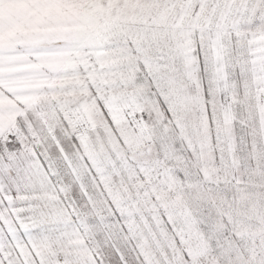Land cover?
Listing matches in <instances>:
<instances>
[{
	"label": "snow or ice",
	"instance_id": "obj_1",
	"mask_svg": "<svg viewBox=\"0 0 264 264\" xmlns=\"http://www.w3.org/2000/svg\"><path fill=\"white\" fill-rule=\"evenodd\" d=\"M0 264H264V0H0Z\"/></svg>",
	"mask_w": 264,
	"mask_h": 264
}]
</instances>
